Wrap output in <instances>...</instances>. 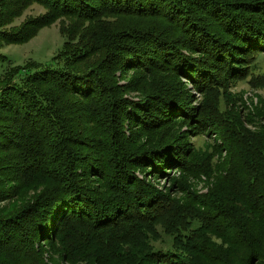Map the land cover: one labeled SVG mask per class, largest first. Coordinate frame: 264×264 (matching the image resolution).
Here are the masks:
<instances>
[{"label": "trees", "instance_id": "trees-1", "mask_svg": "<svg viewBox=\"0 0 264 264\" xmlns=\"http://www.w3.org/2000/svg\"><path fill=\"white\" fill-rule=\"evenodd\" d=\"M59 19L53 62L0 78V264H264V102L232 92L264 90V0H0V43Z\"/></svg>", "mask_w": 264, "mask_h": 264}, {"label": "rangeland", "instance_id": "rangeland-1", "mask_svg": "<svg viewBox=\"0 0 264 264\" xmlns=\"http://www.w3.org/2000/svg\"><path fill=\"white\" fill-rule=\"evenodd\" d=\"M48 10L40 4L34 3L30 5L21 17L15 19V21L8 26L2 28L3 30L10 31L12 29H20L23 25L29 23V21L35 22L36 20L47 15ZM68 25V22L63 19H59L51 26L41 29L37 35L31 39L29 42L24 44H7L6 42L0 43V78L11 68L15 66H25L29 62H36L43 65H48L53 62L54 57H56L59 52L62 51L63 45L65 43V37L61 33L62 25ZM1 29V30H2ZM4 57L5 59L2 60ZM260 64L262 66L261 71L264 70V57L260 58ZM125 83V81L123 82ZM188 85V89L191 91V94L196 97L193 99V106H199L201 103L202 97L197 94L191 88V85ZM233 94L237 97V102L239 107L242 109L243 114L249 115L250 113L255 114L257 108H261V103L264 102V90L251 87L247 82H240L232 88ZM137 95L136 93H133ZM195 100V101H194ZM261 126H264V120L258 121ZM248 123L246 126L252 131L256 130V127ZM186 128L183 130L185 131ZM204 134L201 132L199 135L196 133L190 134V142L195 146V148L202 151H207L212 153L214 151V141L212 138L213 133ZM218 153H215L216 159H218ZM225 153H223V156ZM167 173L170 176H178V173H175V168L167 170ZM147 178L149 182H152L159 189L164 190L169 188L171 183L169 178L162 177H151L149 174L143 176ZM205 178L202 181H195L194 186L197 190L201 192H207L208 189L205 187ZM182 196V195H181Z\"/></svg>", "mask_w": 264, "mask_h": 264}]
</instances>
